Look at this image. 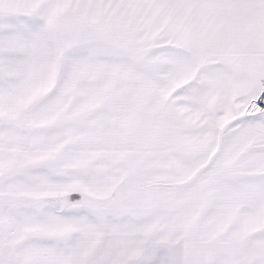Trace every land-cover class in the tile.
<instances>
[{
	"label": "snow or ice",
	"instance_id": "obj_1",
	"mask_svg": "<svg viewBox=\"0 0 264 264\" xmlns=\"http://www.w3.org/2000/svg\"><path fill=\"white\" fill-rule=\"evenodd\" d=\"M0 264H264V0H0Z\"/></svg>",
	"mask_w": 264,
	"mask_h": 264
}]
</instances>
